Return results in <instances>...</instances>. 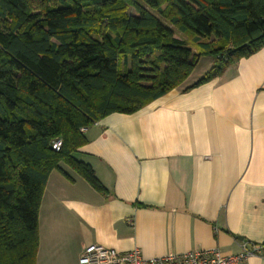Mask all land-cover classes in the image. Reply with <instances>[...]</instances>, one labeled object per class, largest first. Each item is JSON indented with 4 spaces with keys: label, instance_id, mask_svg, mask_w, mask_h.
Here are the masks:
<instances>
[{
    "label": "trees",
    "instance_id": "obj_1",
    "mask_svg": "<svg viewBox=\"0 0 264 264\" xmlns=\"http://www.w3.org/2000/svg\"><path fill=\"white\" fill-rule=\"evenodd\" d=\"M263 46L264 0H0V264L37 263L39 208L61 163L107 191L76 157L83 128L181 86L201 55L214 63L185 91Z\"/></svg>",
    "mask_w": 264,
    "mask_h": 264
},
{
    "label": "crops",
    "instance_id": "obj_2",
    "mask_svg": "<svg viewBox=\"0 0 264 264\" xmlns=\"http://www.w3.org/2000/svg\"><path fill=\"white\" fill-rule=\"evenodd\" d=\"M191 75L140 110L84 130L76 157L107 191L65 163L50 173L36 264H78L91 243L149 259L235 254L241 241L263 246L241 264H264V46L185 91L202 77Z\"/></svg>",
    "mask_w": 264,
    "mask_h": 264
},
{
    "label": "built area",
    "instance_id": "obj_3",
    "mask_svg": "<svg viewBox=\"0 0 264 264\" xmlns=\"http://www.w3.org/2000/svg\"><path fill=\"white\" fill-rule=\"evenodd\" d=\"M85 130L84 128L82 129ZM62 140L53 142V148L61 149ZM263 246L241 241V251L224 255L219 249L194 250L187 253H170L161 257L145 258L139 249L121 253L114 248L91 243L84 247L78 264H241L249 257L258 255Z\"/></svg>",
    "mask_w": 264,
    "mask_h": 264
},
{
    "label": "rangeland",
    "instance_id": "obj_4",
    "mask_svg": "<svg viewBox=\"0 0 264 264\" xmlns=\"http://www.w3.org/2000/svg\"><path fill=\"white\" fill-rule=\"evenodd\" d=\"M129 12L130 13H134V10L131 8H129ZM157 13V12H156ZM158 14V13H157ZM176 35L178 37H181V38H187L184 34H181L180 32L176 31ZM190 42V41H189ZM190 44L192 45L193 43L190 42ZM198 48L196 47H193V50L195 53H199L197 50ZM214 63V58L212 56H208V55H201L198 60H197V64L195 66V69L194 71L192 72V75L191 77L194 78L196 76H203L210 68L211 66L213 65Z\"/></svg>",
    "mask_w": 264,
    "mask_h": 264
}]
</instances>
